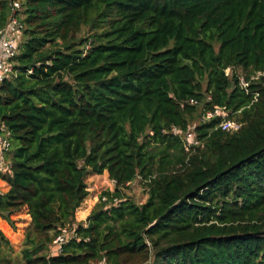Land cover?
<instances>
[{
    "label": "trees",
    "instance_id": "1",
    "mask_svg": "<svg viewBox=\"0 0 264 264\" xmlns=\"http://www.w3.org/2000/svg\"><path fill=\"white\" fill-rule=\"evenodd\" d=\"M23 4L17 72L0 82L11 162L0 228L27 262L264 264V0ZM214 106L240 128L201 121ZM174 128L192 131L194 150ZM104 171L113 190L76 223L87 175ZM136 177L141 204L123 192ZM65 225L73 236L51 253Z\"/></svg>",
    "mask_w": 264,
    "mask_h": 264
},
{
    "label": "built area",
    "instance_id": "2",
    "mask_svg": "<svg viewBox=\"0 0 264 264\" xmlns=\"http://www.w3.org/2000/svg\"><path fill=\"white\" fill-rule=\"evenodd\" d=\"M25 7L23 0H11L10 12L7 17L6 23L0 28V82L6 79H10L16 75L15 69V56L17 55V44L21 41L24 29L26 28L24 18ZM226 70L228 72H226ZM225 70V74L229 73V68ZM256 76H252L250 79H254ZM249 85V80L240 78V86L246 89ZM256 96V94H255ZM209 99V97H207ZM190 104H197L198 101L194 98L188 100ZM231 111L225 107L214 106L212 108L203 109L200 115L201 121H210L215 118H219L216 127L224 131L234 132L237 131L241 123L234 119L229 118ZM175 135L181 136L183 148L186 152H191L194 147L199 143V139L194 136L191 130L180 132L176 128L173 129ZM10 148L9 131L4 125L0 123V180L2 175L7 174L11 162L6 157V153ZM4 181V180H3ZM113 185L114 180H111ZM113 189H109L112 191ZM4 193V188L0 184V196ZM106 197H102L105 200ZM116 202V199H113ZM73 235L70 233L68 225L63 226L60 231L55 234L52 240L51 253L61 252L62 245L65 244Z\"/></svg>",
    "mask_w": 264,
    "mask_h": 264
},
{
    "label": "rangeland",
    "instance_id": "3",
    "mask_svg": "<svg viewBox=\"0 0 264 264\" xmlns=\"http://www.w3.org/2000/svg\"><path fill=\"white\" fill-rule=\"evenodd\" d=\"M20 40H22V38ZM226 72L228 71L226 70ZM236 72L240 76L243 75V71L240 68H238ZM86 184L89 193L75 211L76 223L81 222L85 224V217H87L85 215L88 211L90 212L94 204L98 201L99 194L104 190L114 188V185L106 171L102 174L89 173L86 177ZM123 192L127 197L133 199L138 204L145 202L148 197L147 188L141 181L140 177H136L131 183H128L123 189ZM78 211L86 212L83 217H79ZM1 227L3 229L0 228V231L7 238L8 242H5V240L0 237V264H32L27 262L22 253V249L24 247L23 240H20L16 236L15 231L11 228V226H9V224L1 222ZM43 252H46L45 248L41 253ZM32 258H34V256H32Z\"/></svg>",
    "mask_w": 264,
    "mask_h": 264
},
{
    "label": "crops",
    "instance_id": "4",
    "mask_svg": "<svg viewBox=\"0 0 264 264\" xmlns=\"http://www.w3.org/2000/svg\"><path fill=\"white\" fill-rule=\"evenodd\" d=\"M0 184L3 186V188H4V192H6V191L8 190V185H7V183H6L5 181H3V180H0ZM88 213H89V211L87 212V214H86L85 216H87ZM85 218H87V217H85ZM85 218H84V219H85Z\"/></svg>",
    "mask_w": 264,
    "mask_h": 264
}]
</instances>
